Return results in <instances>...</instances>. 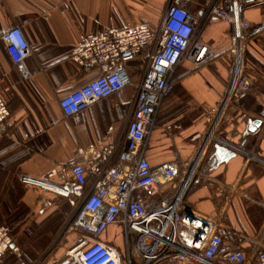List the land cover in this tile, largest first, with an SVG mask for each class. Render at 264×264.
<instances>
[{
    "label": "crops",
    "instance_id": "1",
    "mask_svg": "<svg viewBox=\"0 0 264 264\" xmlns=\"http://www.w3.org/2000/svg\"><path fill=\"white\" fill-rule=\"evenodd\" d=\"M168 1L0 0V96L11 113L0 134V226L13 229V246L20 250V254L8 253L7 264H56L65 255L66 247L58 250L54 242L52 222L61 214L59 221H68L69 202L60 205L57 194L23 185L22 175L41 178L70 161L87 166V158L102 145L116 141L123 150L127 144L122 132L132 114L134 85L69 119L60 107L62 97L100 75L98 68L83 70L71 61L80 36L140 22L154 28ZM207 1L190 0L186 7L200 15ZM243 16L251 26L244 51V77L252 84L246 97L230 103L216 124L229 88L233 41L229 25L212 18L203 26L201 40L213 54L200 66L189 61L178 66L174 93L162 104L146 155L153 167L196 160L186 206L209 216L222 214L251 264H260L252 252L264 253V0H244ZM13 27H21L31 46L25 61L28 77L11 60L2 40ZM144 64L142 56L128 65L133 82L142 78ZM168 125L180 129L169 134ZM215 125L218 139L255 158L262 167H249L244 159L213 145L199 154ZM213 183L224 185L225 190ZM17 214L24 217L17 220ZM17 230L23 231L18 240ZM121 234L120 226L113 225L99 240L123 251Z\"/></svg>",
    "mask_w": 264,
    "mask_h": 264
},
{
    "label": "built area",
    "instance_id": "2",
    "mask_svg": "<svg viewBox=\"0 0 264 264\" xmlns=\"http://www.w3.org/2000/svg\"><path fill=\"white\" fill-rule=\"evenodd\" d=\"M188 1L169 0L154 28L140 22L124 29L82 34L71 51L73 63L83 70L98 68L100 75L61 98L60 107L67 119L128 86L134 85L137 94L122 132L127 141L123 150L115 141L102 145L87 158V166L84 162L70 161L41 178L21 177L25 186L52 192L78 204L72 227L84 236L62 264H160L182 260L191 264H251L242 242L223 221L222 214L209 216L186 206L185 194L193 183L197 161L153 167L146 155L162 104L174 93L178 66L183 61L200 66L213 54L201 40L206 21L214 18L227 23L233 41L229 88L217 112L216 124L226 107L246 97L251 89V82L244 77V51L251 28L244 20V0H208L200 15L187 9ZM2 40L11 60L28 77L25 61L31 55V46L21 27L7 30ZM236 53L240 55L237 62ZM142 56L145 62L142 78L135 83L128 65ZM10 115L7 102L0 96V134ZM216 126L205 136L199 154L213 145L231 151L249 167H262L255 158L246 157L243 151L218 139ZM179 129L178 125L165 127L169 134ZM112 131L110 127L109 132ZM90 150L94 151V147ZM213 184L225 190L224 185ZM113 225L121 228L123 251L99 240ZM12 246L13 229L0 226V261L10 251L19 253ZM252 254L264 264V253L253 249Z\"/></svg>",
    "mask_w": 264,
    "mask_h": 264
},
{
    "label": "rangeland",
    "instance_id": "3",
    "mask_svg": "<svg viewBox=\"0 0 264 264\" xmlns=\"http://www.w3.org/2000/svg\"><path fill=\"white\" fill-rule=\"evenodd\" d=\"M218 150H220V149H218ZM221 151H223V150H221ZM225 151H229V150L225 149ZM205 158H204V160H202V164H201L200 169L203 168L202 166L205 162ZM58 199H59L57 201L58 204L64 205L65 203L69 202L68 205H70V209L68 210V214L66 215V217L68 219V221H66V223H63V221H59L61 219L62 214L58 217H55V219L52 222L53 223L52 224L53 229H54L53 235L55 236L54 242H55L56 246H59L58 250H60L61 246L66 247L65 250L64 249L62 250V251H65V253H64L65 255L61 258V260L58 263H56V264H62V262H64L66 259H68L67 258L68 256H66L67 253L70 252L77 245L78 241L84 236V234L82 232H74L72 230V228H73L72 227V221L74 220V218L76 217V214L78 212V204L74 205L68 199L64 200L65 198H63V197L61 198V196ZM23 217H24V215H18L17 214V220H19L20 218H23ZM30 225H32V224H30ZM1 226H3V225H1ZM5 226H6V224H5ZM30 227L32 228V226H29V228ZM29 228L27 227V229H29ZM22 232H23L22 230L21 231L17 230V240L20 239L21 237H23ZM20 233H21V235H20ZM26 234L32 235V233L29 230H27ZM13 242H14V239H13ZM58 250H57V252H58ZM18 251L20 254V250H18Z\"/></svg>",
    "mask_w": 264,
    "mask_h": 264
},
{
    "label": "trees",
    "instance_id": "4",
    "mask_svg": "<svg viewBox=\"0 0 264 264\" xmlns=\"http://www.w3.org/2000/svg\"><path fill=\"white\" fill-rule=\"evenodd\" d=\"M10 252H12V251H10ZM10 252H8V253H10ZM8 253H7V255H8ZM6 256L0 261V264H7L6 261H5Z\"/></svg>",
    "mask_w": 264,
    "mask_h": 264
},
{
    "label": "bare ground",
    "instance_id": "5",
    "mask_svg": "<svg viewBox=\"0 0 264 264\" xmlns=\"http://www.w3.org/2000/svg\"><path fill=\"white\" fill-rule=\"evenodd\" d=\"M239 57H240L239 53H236L235 54V62H237V59L239 60Z\"/></svg>",
    "mask_w": 264,
    "mask_h": 264
},
{
    "label": "water",
    "instance_id": "6",
    "mask_svg": "<svg viewBox=\"0 0 264 264\" xmlns=\"http://www.w3.org/2000/svg\"><path fill=\"white\" fill-rule=\"evenodd\" d=\"M13 247V246H12Z\"/></svg>",
    "mask_w": 264,
    "mask_h": 264
}]
</instances>
